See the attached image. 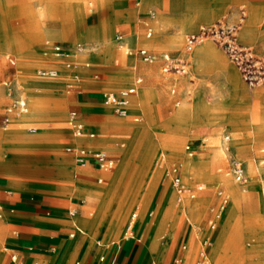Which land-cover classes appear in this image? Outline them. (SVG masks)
Returning a JSON list of instances; mask_svg holds the SVG:
<instances>
[{"label": "rangeland", "instance_id": "obj_1", "mask_svg": "<svg viewBox=\"0 0 264 264\" xmlns=\"http://www.w3.org/2000/svg\"><path fill=\"white\" fill-rule=\"evenodd\" d=\"M219 22L237 24L239 41L264 55V0H0V122L12 100L3 80L16 81L27 104L26 112L0 129V183L16 203L32 198L50 202V213L43 218L51 225L47 233L64 234L69 254H76L85 241L96 247L99 239L119 237L135 211L136 237L122 239L125 246L135 243L149 264H157L169 263L186 242L184 264H194L201 237L210 235L203 230L220 205L217 189L222 188L228 202L210 235L209 263L264 264V83L248 87L213 36L187 41L200 26ZM55 41L71 45L73 69H61L60 61L43 53ZM140 47L152 50L153 62L139 57ZM165 54L182 57L185 73L164 72ZM51 59L60 75L38 76L37 69L53 63ZM150 69L154 73L149 77ZM135 76L141 82L128 115L118 116L103 105L101 95L132 85ZM39 82L53 87L40 89ZM35 105L40 113L30 116ZM184 106L190 110L178 116ZM70 109L83 120L87 134L82 139L72 136ZM27 126L37 131L26 133ZM74 140L105 149L114 165H76L64 150ZM231 156L244 161L243 185L228 173ZM172 164L180 166L183 181L195 188L193 197L177 199L167 175ZM234 190L241 197L240 217L234 219L230 239L220 242ZM73 207L79 209L71 216ZM247 217L253 220L249 232ZM8 229L0 236V264H12L11 254L24 246L20 238L7 240ZM250 247L258 254L241 251ZM41 253L31 264H43Z\"/></svg>", "mask_w": 264, "mask_h": 264}, {"label": "built area", "instance_id": "obj_2", "mask_svg": "<svg viewBox=\"0 0 264 264\" xmlns=\"http://www.w3.org/2000/svg\"><path fill=\"white\" fill-rule=\"evenodd\" d=\"M150 17H154V11L150 10ZM147 31L146 36L149 37L152 33L151 27L146 23ZM239 26L237 24H229L219 22L214 25H202L198 32L191 33L187 36L188 43H192L197 40H201L205 35H211L214 39L223 47L228 59L235 65L239 71L240 77L248 87H255L264 83V55H259L254 49L246 43L239 41L238 37ZM122 38L121 35L118 36ZM79 46V45H77ZM46 55L51 58L60 61L63 66L67 69H73L74 60L72 55L71 46L62 43L55 42L44 50ZM139 57L145 62H153L155 54L151 49L146 47H140L137 49ZM12 61V60H11ZM186 61L182 57L170 56L165 54L162 70L167 73H185ZM40 77L56 78L60 75V70L55 65L42 66L36 71ZM72 77L76 78L77 73H72ZM141 82V77H135L133 84L127 87H122L116 91L106 90L102 93L101 98L104 105L110 107L115 114L124 117L128 114L129 105L131 102L132 95L136 92L137 85ZM3 85L6 89V94L12 98L10 104L6 108V115L3 119V126L6 127L10 123L11 113H24L27 111V104L25 99L18 95L19 88H17L16 81L12 79L3 80ZM174 90V89H173ZM68 121L71 124L73 134L76 137H82L86 133L82 122L78 118V113L75 109L68 111ZM137 119V118H136ZM30 131H34V127L29 128ZM92 136L93 133H88ZM223 139L228 141L230 135L228 133L223 135ZM65 150L74 156L75 161L79 165H86L88 162H92L98 168L108 169L114 165V158L109 155L105 150L96 149L89 150L84 146H66ZM228 173L232 179L239 185H243L247 179L246 166L244 161L238 156H231L229 159ZM167 175L171 178L172 186L176 192L177 199L184 196L193 197L195 188H192L183 181L181 171L178 165L172 164ZM201 186V185H198ZM217 194L221 196V202L218 209L215 211L213 216L207 222V233L208 235L216 229L218 220L223 211V208L227 205L228 197L224 193L222 188L217 189ZM4 204L0 196V217L3 215ZM75 209L69 211L70 214L74 215ZM137 213L132 212L129 219L127 220L122 237L123 239H132L136 237L135 234V220ZM195 229H199V226H194ZM197 231V230H196ZM210 235L207 237H201L200 247L197 252V258L194 264H210L209 258V242ZM187 243H182L180 249L182 252L187 250ZM12 258H16L13 254ZM104 255L100 257L103 259ZM183 261V256L178 255L174 258L173 264H180Z\"/></svg>", "mask_w": 264, "mask_h": 264}, {"label": "crops", "instance_id": "obj_3", "mask_svg": "<svg viewBox=\"0 0 264 264\" xmlns=\"http://www.w3.org/2000/svg\"><path fill=\"white\" fill-rule=\"evenodd\" d=\"M151 18H153V17H151ZM146 23L152 29V26L149 24L148 20L145 21V25H146ZM55 42H59V41H55ZM55 42H53V43H55ZM53 43H50L49 45H51ZM65 44H67V43H65ZM67 45H69V44H67ZM69 46H71V45H69ZM47 47H48V45L46 46V48ZM44 50H45V48H44ZM49 61H53V59H51ZM49 61H48V63H49ZM49 65H55L56 67H58V65L56 64V61H53V63L51 62L50 64H48L46 66H49ZM58 69L60 71H61V69L65 70L63 64L61 66V69L59 67H58ZM139 85H140V83L137 85V88ZM18 95H19V92H18ZM131 100H132V97H131ZM6 108H5V113H4L2 120L0 122V129L1 128L7 129L8 126L11 123H13L14 119L18 115L23 114V113H11L10 114V123L6 127H4L3 126V119L7 113ZM128 112H129V110H128ZM67 115H68V112H67ZM78 118L82 122L83 127L85 129L83 120L80 118L79 115H78ZM30 127H33V126H27L24 131L26 133H35L37 131L36 127H34L35 128L34 131H30L29 130ZM72 134H73V130H72ZM72 136L74 138L75 135L73 134ZM84 137L85 136H82V137H76L75 136V139H82ZM68 145L84 146V147L88 148L89 150L102 149V148H92L90 146L85 145L83 142H79L78 140H74V141H71V142H68L67 144H65L64 150H65L66 146H68ZM102 150H105V149H102ZM66 153L71 156V158L73 159L74 163H76V165H79L75 161L74 156L71 153H68L67 151H66ZM89 164H92L96 169H101V168H98L96 165H94L92 162H88L86 165H84V166L80 165V166L85 167ZM181 175H182V173H181ZM95 177L97 178L98 181L101 180L100 176L96 175ZM11 194H12V191H7L6 189L2 188L1 183H0V196H1V200L3 201V204H4L3 215L0 217V236L3 235V230H6V227H9L8 232H7L8 233L7 240H9L11 242L15 238H20L24 243V246L22 249H15V252H13L11 254V263L12 264H16V260L18 261V263L21 262V264H22L26 261V259H29V261H27V263H25V264H31L30 259L31 258L34 259L38 256L40 257L43 254V253H41V251L45 252V256L42 258L43 264H149L147 259L143 257V254L140 251V249L135 246L136 245L135 243H132V244L125 246V244H124L125 240H122L123 239L122 233H123L125 224H126L127 220L129 219L131 213L135 212V211H132L127 216L126 221L124 223V227H123L119 237L106 239L104 241H101L99 239L95 242L96 247L93 245L92 242L85 241L82 243V247L80 248V250H78V252L76 254L74 252H72V254H69V251H67V248H66L67 244L65 242L66 237L64 234L61 235L59 232H54L52 230H50L49 233H47V230H49L51 225L49 224L48 221H46L43 218H44V216H47L50 213V211H49L50 202H48L44 199H35V198L33 199L32 198V199H27V200H24L22 202L16 203L15 201L9 199V196H11ZM72 209L76 210V212L74 214V215H76L77 210L79 208L73 207ZM9 213H11V214H9ZM70 215L74 216L72 214H70ZM5 217L7 220H2ZM73 225L77 231L82 232V229L77 224L76 225L73 224ZM135 225H136V220H135ZM203 231L206 233L208 232L207 226H205ZM69 235L73 236L74 232H71ZM136 239H137V241L139 240L138 238H136ZM162 239L163 238L161 237V240ZM78 240L81 241L82 239L78 238ZM163 243L164 242L162 240V244ZM186 251H188V249L185 250V252H182L181 249H179L177 254L172 258V260L169 263H157V264H173L174 258L178 255L183 256V261L180 264H184L185 260L188 257V253ZM13 254L16 255V258H12ZM75 255L78 256L77 261L72 260V257H74ZM102 255H104V258L100 259V257ZM155 261H156L155 258H153L152 263H154ZM34 264H39L38 260H36L34 262Z\"/></svg>", "mask_w": 264, "mask_h": 264}, {"label": "bare ground", "instance_id": "obj_4", "mask_svg": "<svg viewBox=\"0 0 264 264\" xmlns=\"http://www.w3.org/2000/svg\"><path fill=\"white\" fill-rule=\"evenodd\" d=\"M208 1V0H207ZM231 1V0H230ZM54 2V1H53ZM46 3V2H45ZM246 3V2H245ZM205 4V3H204ZM204 6V5H203ZM193 7V6H192ZM48 10V9H47ZM55 10V9H54ZM56 12V11H55ZM71 12V11H70ZM46 15V14H45ZM67 17V16H66ZM233 21H234V19H232ZM54 21V20H53ZM53 21H51V23L53 22ZM56 21V20H55ZM236 21H237V19H236ZM45 23H47V22H45ZM44 23V24H45ZM48 23H50V22H48ZM61 23H63V22H61ZM233 24V23H232ZM235 24V23H234ZM41 26H42V24H41ZM46 26V25H45ZM55 28V27H54ZM46 29V28H45ZM254 32V31H253ZM249 34V33H248ZM48 36V35H47ZM246 36V35H245ZM50 37V36H49ZM138 37H140L141 38V36H138ZM264 37V36H263ZM11 39V38H10ZM139 40V39H138ZM12 41V40H11ZM142 41V40H141ZM144 41V40H143ZM16 42V41H15ZM137 42V41H136ZM150 42V41H149ZM263 42V41H262ZM114 43V42H113ZM142 43V42H141ZM13 44V43H12ZM112 44V43H111ZM7 45V44H6ZM17 45V44H16ZM146 45V44H145ZM22 46V45H21ZM14 47V46H13ZM19 48H21V47H19ZM110 49H111V47H109ZM20 50V49H19ZM18 50V51H19ZM188 50V49H187ZM18 53V52H17ZM16 53V54H17ZM191 53V52H190ZM128 54V53H127ZM229 72V71H228ZM153 73H154V71L153 70H147L146 71V74H147V76H151V75H153ZM64 75V74H63ZM231 76H232V74L231 73H229V77L231 78ZM111 82V81H110ZM37 85H38V88H40V89H43V90H50V89H52V87H53V85L52 84H49V83H37ZM256 86H259V84L258 85H256ZM140 97V96H139ZM253 98V97H252ZM143 99V98H142ZM139 101V100H138ZM144 101V100H143ZM251 101V100H250ZM232 104V103H231ZM236 104V103H235ZM210 105V104H209ZM233 105V104H232ZM142 107V106H141ZM230 108V107H229ZM190 110V108L189 107H186V106H184V107H182V109H181V111H179L177 114H178V116H181V115H186L187 113H188V111ZM39 113H40V109H38L37 107H36V105H35V107L30 111V116H36V115H39ZM226 114V113H225ZM15 121V120H14ZM21 121V120H20ZM222 123V122H221ZM115 125H119V126H124L123 124H115ZM113 126H114V124H113ZM92 127V126H91ZM91 129V128H90ZM95 129V128H94ZM92 130V129H91ZM178 131V130H177ZM92 132V131H91ZM2 133V132H1ZM93 133V132H92ZM105 134V133H104ZM178 134H181V132L180 133H178ZM185 136V135H184ZM60 137H61V135H60ZM93 136H91V138H92ZM97 137V136H96ZM117 137V136H116ZM74 138H75V136H74ZM88 138V137H87ZM98 138V137H97ZM111 138V137H110ZM156 140V139H155ZM89 141V140H88ZM101 141V140H100ZM9 148V147H8ZM15 148H18V147H15ZM170 148V147H169ZM172 148H173V146H172ZM175 149H177L176 148V146H175ZM181 150V149H180ZM215 155L216 154H218L219 153V149H216L215 150ZM1 155V154H0ZM155 158V157H154ZM152 165V164H151ZM151 167V166H150ZM259 168V167H258ZM264 168V167H263ZM59 171V170H58ZM64 171V170H63ZM67 171V170H66ZM147 172V171H146ZM149 172V171H148ZM144 174V173H143ZM137 175V174H136ZM260 178V177H259ZM130 179V178H129ZM128 184V183H127ZM63 186V185H62ZM62 189H64V187L62 188ZM74 189V188H73ZM63 191V190H62ZM69 192V191H68ZM165 193V192H164ZM123 194V193H122ZM75 195V194H74ZM80 196V195H79ZM134 196V195H133ZM175 196V195H174ZM168 200V199H167ZM240 200H241V197H240V195L237 193V191L236 190H234L233 191V193H232V207L230 208V210H229V212H228V214L225 216V218H224V222H223V229H222V231H221V235L218 237V239H219V241L220 242H225L226 240L228 241V239H230L229 238V236H230V232H231V230H232V227H234L233 225H235L234 223H235V221H234V219L237 217V218H239L240 216H239V214L241 213V210H240V208H239V204H240ZM187 207V206H186ZM180 208V207H179ZM183 208V207H182ZM188 209V208H187ZM187 211V210H186ZM185 213V212H184ZM9 214H11V213H9ZM221 216V215H220ZM239 216V217H238ZM8 217V216H7ZM245 217V216H244ZM11 220V219H10ZM246 220V219H245ZM12 221V220H11ZM234 221V222H233ZM247 223H246V228L248 227V232L250 231V230H252L253 228H251V226H252V222H253V220H252V218L250 217H247ZM122 223V222H121ZM237 223V222H236ZM245 223V222H244ZM256 224V223H255ZM258 226V225H257ZM120 227V226H119ZM233 229H235V228H233ZM233 232V231H232ZM117 234V233H116ZM191 235V234H190ZM233 235V234H232ZM238 235V234H237ZM193 237V236H192ZM232 237V236H231ZM241 237V236H240ZM192 239V238H191ZM191 241V240H190ZM192 243V242H191ZM218 243V242H217ZM230 243V242H229ZM212 244V243H211ZM227 247H228V245H227ZM193 248V247H192ZM220 250V249H219ZM234 250V249H233ZM241 251H243V253H245V254H253V253H257L258 254V251H257V249L256 248H254V247H250V248H247L246 250L244 249H241ZM261 251V250H260ZM187 252V251H186ZM232 252V251H231ZM230 252V253H231ZM226 253V252H225ZM242 253V254H243ZM263 253V252H262ZM241 254V255H242ZM220 255V254H219ZM225 255V254H224ZM185 256V255H184ZM218 256V255H217ZM190 257V256H189ZM192 257V256H191ZM219 257V256H218ZM224 257V256H223ZM237 257V256H236ZM243 257V256H242ZM262 257V256H261ZM214 258H215V256H214ZM218 259V258H217ZM225 261V260H224ZM257 261V260H256ZM189 262V261H188ZM240 262V261H239ZM213 263V262H212ZM224 263V262H223ZM235 263H236V261H235Z\"/></svg>", "mask_w": 264, "mask_h": 264}]
</instances>
